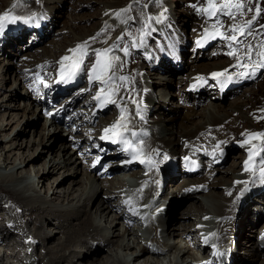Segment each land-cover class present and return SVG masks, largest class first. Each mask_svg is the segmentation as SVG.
Instances as JSON below:
<instances>
[{
  "label": "rangeland",
  "instance_id": "1",
  "mask_svg": "<svg viewBox=\"0 0 264 264\" xmlns=\"http://www.w3.org/2000/svg\"><path fill=\"white\" fill-rule=\"evenodd\" d=\"M12 1L13 0H2L0 2V15L6 11L12 14L29 15L26 13L31 12L33 10L32 8L35 7L34 9H36L37 12L36 18L34 10L32 12L34 16L27 19L36 20L37 22L39 20V22H41V31L36 30L30 24L22 23V26H25L24 28L27 30V34H25L30 36L31 41L29 40L27 43L26 41L22 42L13 40V44L15 45L12 44V39H15L16 36L13 37V35L7 33V30L9 25L13 31L15 30V32L20 33L23 28L18 27L20 25L19 23L14 27L12 26L13 24L8 23V21L5 20L3 22L4 25L6 22L8 25L4 28L5 30L3 29V31H0V46L6 44L7 47V52L5 50V54H2L0 51V113L4 114V122L11 120L12 114H19L18 122L15 121V123L13 121L7 129L3 131L6 133L4 139L20 144L23 142L22 148L17 146V148L13 149V153H11L12 159L17 158V160L23 161L29 153L35 159L33 161H25L21 166H13L12 163H10L8 167L0 168V180L4 181V184L0 185V212L5 215L6 223L11 225V229H8L9 233L4 231L2 235L9 240L11 239V236L18 239L19 246L14 250L20 253L19 258H17L7 252L8 255L5 258L8 259H5L4 263L9 260L7 264H45L51 255V244L55 245L57 240L55 238H59L61 235L55 234L57 233L56 230L59 228L58 224L60 221L57 220L56 217H49L47 219L49 222L43 226V231L47 234V238H45V240L31 239L30 236L34 231L35 226L38 227L37 224L34 225V220L42 219L44 222L46 217H42L38 214L39 212L36 210V203H34V207L29 208L30 210L27 209L20 211L15 204V208L10 207L5 202L7 199H1L3 198L2 194L4 192L7 193L8 190H25L31 186L36 178L35 173L37 172L32 166L41 163L40 170H38L41 174V168H43L42 164L45 163L47 168L48 165H51L53 162L51 160V144L54 143L55 145H59L64 141V138L68 141H71V139L74 138H81V143L79 142L77 147L70 146L69 151L72 150V153L71 156L67 157L79 161L77 163H72V161L69 164L70 166L76 165L79 167L81 174L77 173L78 178L83 176L84 172L91 175L88 176L89 179H86V183L84 184V188L86 187V189L84 190L83 198L88 194L87 192H92L93 186H110V190L107 188L102 189V193L105 191V193H107L103 194V196H110V200L115 207V211H112V214L110 213L109 217H114V215L117 214H119V217L120 215H123L124 218L120 217L119 221H122L123 219L124 221L117 224V231H124L126 226L131 229L134 234H130L129 236L125 235V240H129L130 243L133 242V245L134 243L137 244V238H151L152 222H157L159 224V222L162 221L163 224L168 225V229L163 232V235H155L149 243L142 242V244L146 245L148 250H142L144 252H139L135 247L137 252L135 251L133 254L130 253L133 252L135 248L122 251V253H126V256L125 254L123 256L124 264H194L193 260L196 259L193 258L200 255V250L198 249L202 246L201 242H203V238L207 245H214V248L218 253L223 256L228 253L226 254V257L227 262H229L228 264H230L232 258L231 252L234 245L232 239L234 243H236L238 224L236 222H231L230 229L227 227V231L231 230L230 234L227 235L222 231L221 235L219 234L218 236L216 231L217 222L220 219V216L217 212H214V210L216 211L219 204L228 205L230 203L223 200L222 193L223 190H225L223 187L228 188L240 185V187H243L246 192L248 191L249 186L246 185L248 182L246 184H243V181L237 183V181L240 182V180L246 175L247 171L245 170V167L237 168L234 173L231 172V170H228V168L231 166L230 162L239 160H236V158L234 159V157L241 155L242 152H244V160H247V155L249 156V160L252 159L253 154L248 151V146L250 143L257 141L258 137H253L251 134H244L245 131H258L259 129H264V73L248 87L235 88L237 89L236 93H234L235 89L226 92L227 97L224 99V102L222 101V105L225 106L227 114H225V111H221L219 114L216 113V109L213 105L219 104L218 100L203 97V99L201 98L202 100L197 103L196 99L198 97L195 98L193 93L190 94L187 91L188 95L184 96L186 93L184 87L187 85L188 78L193 76V78L197 77V80L207 78L208 81L213 78L212 73L214 72L212 70H208V72H204L203 70L197 71V69H194L193 67L196 64L216 62V67H225L226 65L228 67V65L234 61V59L229 57L232 56L228 54L229 52L243 56L240 61L242 60L244 63L253 59L256 56L257 51H259L261 57H264V55H262L264 54V0H213V4L215 5V15L211 16L207 12L200 10L209 7L208 0H129V2L123 0L124 4L122 0H19L22 3L26 2L24 4L33 5V7L30 6V8L24 7L22 4H18V2H14L15 0L13 1L14 3H12ZM224 4H228L229 6L221 10V6ZM235 4H242L243 7L237 9L233 7ZM14 5L18 9H16ZM257 8L259 9V13L256 11ZM249 9H251V11H249ZM117 13L119 14L117 15ZM254 16L256 19L252 20ZM10 18L12 17L9 16V19ZM249 20H252L251 25L246 24V21ZM108 25L111 26V30L107 31V36L100 40V42L97 40L96 35L104 32ZM110 26L108 28H110ZM199 27H202V29L198 31ZM233 27H237L235 32L232 31ZM206 28L210 29V36H213L212 38L208 36L206 37L208 38L207 41L211 38L206 51L198 50L199 53L198 56H196L197 39H199V36L204 33ZM220 34L224 36L221 37L225 41L230 40L226 37H231L233 35L236 36L237 41L230 40L227 46H222L221 41L219 42L217 37L215 38L216 43L213 40L216 35L219 36ZM41 36L43 37V40L40 41L39 38ZM94 36H96V42L99 41L97 46L100 48L90 45L82 48L84 44ZM202 36L206 35L203 34ZM86 37L87 39H85ZM194 37L197 39L192 41ZM81 39L82 41H80ZM240 39H244L243 42L240 43ZM207 41L199 42L201 47L204 48ZM109 43L112 45L109 47L110 49L108 48ZM183 44L184 47H182ZM235 44L237 45L233 46ZM78 45H81L82 47L77 49ZM150 45L153 47V52L147 51L151 50ZM249 45H252L251 49H249ZM71 49H77L76 55L78 57L82 56L87 57L88 59L90 54H93V56L90 60L86 59V61L79 66L76 65L75 59L74 61L66 59L69 61L68 63H70V65L71 62H74L72 65L83 72V77L78 86L68 89V94L62 96L63 98L69 96L67 100L61 101L60 99L57 104V106L61 104L65 106L66 104L73 102L74 107L72 113L69 116H66V111H64L62 119L58 120L59 123H56L53 119L54 117H52L51 123V118L46 115V112H42L46 107V103H38L36 100L41 96L40 92L42 88H39L38 94L34 96V101L31 97L30 99L25 97V94H27V87L25 85L31 84L36 87L38 84L45 86L49 83L50 80L40 79L42 77L40 72L50 70L51 65L54 63V68L59 70V66L67 62L62 60V58L71 54ZM104 49H109V51L105 53L103 52ZM97 50L101 51L99 58L96 55ZM250 51L251 57L249 58L247 54ZM112 55L118 56L117 58L119 59L116 69V78L119 81L123 80V84H125L124 81H126L127 78L128 80L130 79L129 74L133 77L131 83H133L134 79L137 77H141L144 80L145 88L143 91L150 97H148L149 100L145 104L143 110L138 111L139 102L142 100V97L141 99L131 97L122 98L116 103L115 98L108 100L109 94L114 93L115 90L109 87L108 90L101 89L106 87L105 83L108 78L107 73L110 71V67L107 68V71H102V69L110 63ZM203 55H205V57L201 58ZM98 59H101L99 60L100 64L104 65L102 69L96 71L97 76L101 77L100 79H96L94 75L92 77L87 75L89 71V63L92 61L95 62ZM37 60H39V62ZM172 60L173 62L179 60L181 69H178L175 65L176 63H173ZM196 60H198L197 63ZM42 61H46L47 63L41 65ZM37 63L40 64V67L33 66ZM164 63L169 64L171 67L164 65ZM29 64L32 65L30 66ZM163 67L166 68V70ZM37 69L40 71H37ZM223 69L224 68H222V71ZM121 77H125L126 79H121ZM52 78H55L56 80L57 77L53 74ZM93 81V87L90 89ZM210 82L212 81L210 80ZM140 83V79H136V85H140ZM131 90L134 92L133 89ZM210 90L213 89L211 88ZM257 91L259 92L251 94ZM98 93L100 94L99 99H97ZM78 95L82 96L79 97ZM75 96L77 97L74 98ZM236 96L240 97V100L243 102L250 101V105L243 106L239 104L237 107H234L233 105L231 106L230 102L232 98ZM151 97L154 99L150 100ZM94 98L96 100V105H93V103L89 104ZM69 99H71L70 102H68ZM112 101H114V103ZM124 103L127 105V112L123 107L124 111L130 116L132 115L131 117L133 120L135 119V123H133L134 125H128V127L131 126V128H126L125 130H134L136 127L138 130V122L142 121L148 125L161 127L160 135L168 141V138L174 140L175 136H171L172 131H183L185 128V130L194 133L196 129L200 130L199 128L202 129V127H223L226 125L225 128L230 127L234 130L241 129V131L238 135H235L229 133V129H225V131L220 132L221 135H216L213 133H207L206 130H200L201 132L198 133V138L194 143H201V146L198 147L199 150L203 149V153L208 154L214 151L217 147H220V145H224L228 148L230 144H235L237 148L232 150L231 154L227 153L229 157L227 155L224 164H219L216 168L215 166L208 167V160L202 158V155L198 154L200 151H189L186 154L188 159L196 161L201 168L198 173L189 175L186 178L181 177V171L183 170L181 167L182 170L179 168V172L174 174V179H171L170 176H166V179H162L161 173L164 171L159 170L162 168V163L159 165V161H157L158 164L155 162L158 155H154L153 153H145L144 155L146 157V162L153 159V161H151L152 163L154 162V164H152L153 169H156L155 171L153 170L155 172L154 175L158 174V177L153 175L154 178L151 175L148 176V178L147 175H144L146 177L145 179L142 174H147L149 169L146 162L144 163V166L135 168L134 171L137 172V176L135 177L129 176L130 171H124L120 168L111 170L108 163L111 164L112 160L106 158L108 154L105 156V154L101 153L106 146L104 144V146L101 147L100 141H104L101 137L115 134L117 130L120 132V128L125 126H116L115 130L113 128V125H116L114 121L118 116L117 113L123 110L121 107ZM39 105H42V110H40ZM51 110H54V106H48L47 111ZM215 116L225 120L221 124L208 125L210 118ZM157 118L163 121L161 123H156L155 120ZM245 121L248 126H252L242 128L241 126ZM183 125L186 127L182 128ZM162 127L164 129H162ZM105 129H110V131L106 133ZM122 129L124 130V128ZM146 132L143 131L142 134L146 135ZM260 132L261 131H258L256 133ZM52 133L57 134V138L55 136L51 137ZM46 135L50 136V138L48 139V137H45ZM222 135L228 137V139H223L224 137ZM2 136L1 133V162L4 161L5 154L7 153L6 151L1 150V146L6 144L4 143L5 140H3ZM91 138L98 139H95V143H89ZM41 139H44L43 143L37 144ZM175 140L177 141L176 146H168L171 150L174 149V152L167 151V146L163 145L162 148L165 152L179 154L182 153L180 150L181 147L186 148L189 145L188 139L185 137L177 135ZM141 142L142 139L138 143ZM28 146L29 149H27ZM177 149L180 152L176 151ZM143 150L146 151L145 148H143ZM116 151L117 149H114L113 154H115ZM56 154L57 155L53 157L54 162L59 163L62 160V154L61 152ZM149 154H153V156H149ZM147 156H149L151 160H149L150 158ZM185 157L186 156H183L181 160L185 159ZM97 158H99V160ZM105 161H107V163H105ZM166 161L169 160L165 159V162ZM31 163L34 165L31 166ZM238 163L239 161L237 164ZM251 163L252 162L249 161L248 166ZM155 165H158V168H156ZM115 167L117 166H114V168ZM218 168L220 170H216ZM98 173H101L102 176L112 177V179L109 180L104 177H102L103 179H98L94 177V174L98 175ZM106 173H108V175ZM20 174H27V176L20 179ZM62 174V176L58 175L55 179L53 176H47L46 180L50 181H48L46 185L41 186L39 184L37 192L31 193L28 191L25 196H30L34 201L38 194L43 197H49L52 189L55 188V190L58 189L57 191H61V199H64L65 196H68L69 199L55 202H36L39 204L42 203L41 205H43L44 208H50L51 205L54 206L55 211L53 212V216H56V213L60 210H72V207L74 208L73 210H76L77 212L84 210L83 207H80L82 205L81 201L76 203L80 193L74 189L76 186L71 184V179L75 178L76 175L74 174V169L70 168V170H67ZM224 174L227 175V180L221 181V176ZM207 175L214 176V182L215 184L217 183V185L211 187L210 184V187L206 188L203 187L204 185H198V187L192 185L190 187L180 188L179 182L183 183L186 182V180L195 181ZM10 177H18L17 179L19 180L13 184H7L6 180ZM104 180L110 182L103 183ZM145 183L152 186L154 185V192L151 193L150 196L148 195L147 197L139 199V201L132 198V190L135 188L144 189L143 186ZM68 186H70V188L73 187V189H70ZM72 196L77 197L75 200L71 201V203H68ZM95 196L96 194L92 196L87 206V210L91 211V214L95 212ZM244 196L245 195H243L241 199L239 198V201L241 203V200L243 199V204L247 205L245 204ZM150 200L154 201L153 204H149V208H145L142 212H138L137 208L145 207V205L150 203ZM164 200H166L165 202L167 206L165 215L162 211ZM257 203V200H254V202L252 200L250 202V206L254 213L260 210V207H257V209L254 207V204ZM98 212L102 214V216L108 213L107 210L105 213L102 210H99ZM99 213L97 218L99 217ZM67 218L73 220V223L77 219L76 214L74 213L67 216ZM223 218L231 221L235 220V217L232 214H227ZM51 221L53 224H51ZM229 222L230 221L226 222L227 225ZM106 223L108 224V222ZM263 224L264 218H259V221L256 222V224L249 226V230L246 234L247 239L241 238L238 241L239 243L243 242L241 248L239 244L238 264H264L263 255L260 256V254L264 253ZM26 225L28 226L30 233L27 232ZM54 234L55 236L53 237L55 238H52V240L51 237ZM225 237L227 239L226 241L224 240ZM109 238L110 234L109 236L106 235L104 238L91 237V239H93L92 245L94 249L97 247L101 249L96 256L97 258L106 253V251L108 252L109 247L106 241L109 240ZM196 239H200L199 243L196 242ZM52 241H54V243H52ZM253 242L256 243L254 249L257 248V243H261V246L259 247L261 252L258 251V248L256 251L252 249L251 244ZM169 244L177 245L179 246V249L175 248L174 250V248H172L174 252L172 250L165 251L163 246H169ZM0 246H2L0 248H4L7 251H12V249H8V246L6 245L3 246L0 244ZM183 247H185L187 251L184 256L181 257L178 252L180 251V248L183 249ZM75 250L77 251L78 258L73 260V264H79L77 260L82 253L85 254V256L82 257L83 259L85 257H92L91 251L86 250V243L77 244ZM4 253L7 254L1 250L0 256ZM258 254L259 256H256ZM40 257H44V260L42 261ZM85 261H87V258L82 260L81 263L83 264Z\"/></svg>",
  "mask_w": 264,
  "mask_h": 264
},
{
  "label": "bare ground",
  "instance_id": "2",
  "mask_svg": "<svg viewBox=\"0 0 264 264\" xmlns=\"http://www.w3.org/2000/svg\"><path fill=\"white\" fill-rule=\"evenodd\" d=\"M1 1L2 0H0V2ZM13 1H12V3L18 2V4L20 3L24 7H28V8H30V6L33 7V5L24 4L26 2L22 3L19 0L18 1L15 0L14 2ZM122 2H123V0H122ZM127 2H129V0H127ZM123 4H124V2H123ZM11 6H13V5H11ZM15 8L18 9L17 7H15ZM34 8H32L33 10L31 12H29V13L27 12L26 13V14H29V15L14 14V15H16L18 17H21V19L17 20L16 22L17 23L27 22V23H30L31 25L34 24V23L41 25L40 24L41 22H39V20L37 22L36 20H32V19L29 20V19H27V18H29L31 16H34V14H35V18H36V16H37L36 13L37 12H36V9H34ZM34 10H35V13L32 14V12ZM136 10H135V12H136ZM9 11H10V9H9ZM192 24H194V23H192ZM109 26L110 25L106 26L104 32H102L99 35H96L97 36V40L100 41V40H102L103 38H105L107 36V31H110L111 30V26H110V28H108ZM44 27H43V33H44ZM45 29H47V28H45ZM14 31L13 30H8L7 31V33H10L11 35H13V37L16 36L15 39H12V44L14 42L13 40H15V41H22V42L23 41H26L27 42V41L30 40V36L29 35H26L27 34V30L25 28H23L20 33L14 32ZM210 33H211V31L210 32H205L204 34L206 36H201L199 38V42L207 41V39H208V38H206L207 36L208 37H212V36H210ZM20 36H22V37H20ZM96 36H94V39L92 38V39H90V40H88L86 42V47L90 45V46H94L96 48H100L99 46H97L98 43H99V41L96 42V40H95V37ZM163 36H165V35H163ZM221 36L224 37L221 34L219 36H217L219 42L221 41V45L222 46H227V44H229L228 42H230V40L225 41ZM82 39L80 41H82ZM85 39H87V37ZM39 40L40 41L43 40V37L41 36L39 38ZM243 40L244 39H240V43L243 42ZM13 45H15V44H13ZM236 45L237 44H235L233 46H236ZM111 46H112L111 43H109L108 44V48L111 47ZM84 47L85 46H83L82 48H84ZM182 47H184V44L182 45ZM6 48H7L6 47V44H3L2 46H0V51L2 52V54H5ZM150 49L151 50H147V51H152L153 52V47L151 45H150ZM76 51L75 52H72L67 57H69L68 60H73L74 61V59H75L76 60L75 61L76 65L79 66L80 64H83L86 61L87 57H82V56L81 57H78L76 55ZM6 52H7V50H6ZM137 52H139V51H137ZM198 53H199V51L197 50L196 51V56H198ZM92 56H93V54H90V57L87 60H90L92 58ZM166 56H168V55H166ZM117 57L118 56H116V55H112L111 56V59H110L111 67H110V71H108V73H107L108 74V78H107L106 83H105L106 84V87L101 88V89L102 90H108V87H109V88L115 90L114 93L109 94L108 100L115 98L116 103L118 101H120V99H122V98H129V97H131V98H135V99H141V97H142V100L139 102L138 111L143 110L144 107H145V104L149 100L148 97H150V96H148V94L146 92L143 91V89L145 88V82H144V80L141 77L140 78L137 77L136 79H140V81H141L142 84L140 83V85L139 84L136 85V79H134L133 83H131L133 77L130 74H129L130 79L128 80V78H127L126 81H124L125 84H123V80L119 81L116 78V75H117L116 69H117V65L119 63V59ZM203 57H205V55H203L201 58H203ZM229 57L231 59H234V61L230 65H228V67H227V65L225 67H223V66L216 67V64H217L216 62H215L216 64L214 62L199 63V64L194 65L193 67H194V69H197V71L203 70L204 72H206V71L208 72V70H212L214 73H217V72L222 71V68H224L223 71H222V73H227L228 71H231V74L236 79H238L237 81H235L234 89L235 88H240V87L246 88L247 86L251 85L255 80H257L258 77L261 74L264 73V68H261L260 71L258 72L256 70V68H255V71H253V67H251V66H246V67L243 66L244 65V62L242 60L240 61V59L243 56H241L240 54H236L235 53L234 55L229 56ZM37 61L39 62V60H37ZM65 61H67V60H65ZM197 61L198 60H196V63H197ZM68 62L69 61L65 62L61 66H64L65 65L64 67L65 68H68V67H70L72 65V63H74V62H71V65H70V63H68ZM164 62H165V60H164ZM167 62H170V61H167ZM45 63H47V62L46 61H42L41 62V65H43ZM95 63H97V62L96 61L95 62L92 61L91 63H89L90 65L88 66V68L91 69L87 73L89 76H91V71L93 70L92 68H93V65H95ZM29 65L31 66L32 64H29ZM39 65L40 64L37 63V64H34L33 66H39ZM53 65H55V63L51 65L50 71H48V72L46 71L45 73L44 72H40V74L41 75L45 74V76L47 78H50V76L55 72V71H53V69H56V68H54ZM101 65L102 64H100V63L97 64V68L101 67ZM164 65L171 67L169 64H166V63H164ZM52 67H53V69H52ZM164 69L166 70V68H164ZM225 70H227V71H225ZM37 71H40V70L37 69ZM179 72H181V71H179ZM96 76H97V72L96 73L94 72V77H96ZM109 77H112V78L109 79ZM0 81H1V74H0ZM93 83H94V81L91 83L90 89H91V87H93ZM25 86L27 87V90H26L27 91V94H25V97H27L29 99L31 97L35 101V97L34 96L38 94L39 88H42L43 85L42 84H38L35 87V86L31 85V84H27ZM211 86H212V84H211ZM90 89H88V90H90ZM131 89H133L134 92H132ZM231 90H233V89H231ZM231 90H225L224 93H223L224 94V96H223V94H221V95L216 94L217 92L209 89L205 93H201L200 96L201 97L208 98V99L218 100L219 101V104L213 105V106L216 109V110L214 109L216 111V113L219 114L221 111H225L226 110L225 109V106H223L222 103L224 102V99L227 97L226 96V92L231 91ZM259 91L255 92V93H251V94H256ZM236 92H237V89L234 90V93H236ZM11 93H12V91H11ZM72 94H73V92H72ZM101 94H102V92H101ZM186 95H188L187 91H186V93H185L184 96H186ZM78 96L80 97L82 95H78ZM181 96H183V95H181ZM68 97L69 96H67L65 98L61 97V101L67 100ZM76 97L77 96H75L74 98H76ZM151 99H154V98L151 97L150 100ZM154 101H156V100H154ZM92 103H93V105H96L95 98L89 102V104H92ZM230 103H231L230 105L231 106L233 105L234 107L235 106L236 107L239 106V104H241L243 106L244 105H250V101L243 102V101L240 100V97H237V96L234 97V98H232V100H231ZM252 103H253V101H252ZM40 104H42V103H40ZM56 107H57V105L54 106V109ZM73 107H74V103L73 102L70 103V104H66L65 105V111H66L65 112V115L66 116H69L72 113ZM123 107H124V109L126 111L127 105L125 103L122 105L121 108L123 109ZM42 108L43 107L41 105L40 110H42ZM124 109L122 111H120L119 113H117L118 116H117V118L114 121V123L116 124V126H119L120 127V126L125 125V126H123V127L120 128L121 131H126L125 130L126 128H131V126L128 127V125H132L133 126L134 125L133 123H135L134 122L135 119L133 120L132 117H131L132 115L130 116L128 113H126L127 111L125 112ZM225 114H227V112ZM11 117H12L11 120H8L7 122H4V114H1L0 113V134L2 133L3 140H5L4 137L6 135V133H4L3 131H5L7 129V127L13 121L15 122V121H17L19 119L18 118L19 117V114H12ZM53 119L56 121V123H59V121H58L59 119L58 118H55L54 117ZM224 120L225 119L218 118L217 116L211 117L210 120H209V122H208V125H216V124H219V123L221 124V123H223ZM155 121H156V123H161L163 120L157 118ZM138 123H139L138 130H137V127H136V128H134L135 131L134 130H130V133L137 134L138 132H142L143 133V131H145V132L147 131L146 132L147 134L146 135L144 134L145 136H144L142 142L139 143V145L146 149V151H147L146 153H153L154 155H158L157 156V160H155V162L159 161V165H160V163H162V165H161L162 168H160L159 170L160 171L163 170L165 176H170L171 179H174L175 178L174 177V174L176 172H179V170H178L179 168L181 169L180 160H181V158L183 156H187L186 154L189 151H195L196 150V151H200L198 154H200V155L203 154V149L199 150V148H198V147L201 146L200 145L201 143H196V144L194 143V141L198 138L197 136H198V133L199 132H201L202 130L203 131L206 130L207 133H213V134H216V135H221L220 134L221 131H225V129H229V131H230L229 133H233L235 135H238L240 133V131H241V129H235L234 130V129L230 128V127H226L225 128V126H226L225 125L223 127H218V126H208V128L207 127H202V129L199 128L201 131L198 130V129H196V131L193 133V132H189V131L185 130L184 127H186V126L183 125L182 126V128H184L183 131H172V135L171 136H173V137L175 136L176 137L177 135H179L181 137H185V138L188 139L189 145L186 148H184V147L182 148L181 147L180 150L182 151V153L172 154L170 152H165V150L162 147H163V145H166L167 146V151L174 152L173 151L174 149L171 150L170 148H168V146H170V145L176 146L177 141L175 140V137H174V140H171V138H168V141H166L165 138H163L160 135L161 134V127H157L155 125H148V124H146V123H144L142 121H140ZM251 126L252 125L248 126L247 122L245 121L244 124H242L241 127L244 128V127H251ZM122 128H124V130ZM117 129H119V128H117ZM162 129H164V128L162 127ZM114 130H115V128H114ZM127 130H129V129H127ZM258 131H261L260 133H264V129H259ZM258 131H251V130H249L248 132L245 131L244 134H253V133H256ZM153 132H155V133H153ZM111 135H114V134L107 135L106 136V139L108 137H110ZM53 136H55L57 138L58 135L52 133L51 134V137H53ZM45 137H48V139L50 138V136H48V135H46ZM223 137L222 138L225 139V140L228 139V137H226V136H223ZM95 139H98V138H91L90 141H89V143H95V141H96ZM43 140L44 139L39 140L37 144H42L43 143ZM63 140L64 141L61 142L59 145H55L54 143L51 144V158H52L51 160L53 162L51 163V165H48L47 168H46V164L45 163L42 164L43 165L42 166L43 168H41L42 169V173L41 174L38 172V170H40L41 163L40 164H36V166H32L34 164L31 163L32 168L33 169H36L37 172L35 173V177L36 178H35L34 182L31 184L30 187H28L27 189H25L26 188L25 187L24 188L25 190H8L7 193L4 192L2 194L3 198H1V199H7V200H5V202L10 207L15 208V205H16V207L20 211L27 210V209L30 210L29 208H32V207L35 206L34 203L37 204L36 205L37 206V209L36 210L39 212L38 214H40V216H42V217H46V220L44 222L42 221V219H36V220H34V225L37 224L38 227L35 226L34 231L32 232V234L30 236L31 239H34V240H45V238H47V234L43 231V226L46 223L49 222V220H47L49 217H51V218L52 217H56V219L60 221V223L58 224L59 228L56 230L57 233H55V234H60L61 236L59 238H57V237L55 238V237H53V236H55V234L52 235L51 239L52 238H55L57 240L55 242V245L51 244V255L49 256V258L47 259V262H45V264H73V260L75 258H78V254H77V251L75 250V247L77 246V244L79 245L80 243H86V250L91 251V254H92V257H85L84 258V259L87 258V261L83 262V264H124V262H123V256H124V254L126 256V253L125 252L122 253V251H124V250H130V249H133L135 247L138 249L139 252H141L142 250H144V251L145 250H148L147 247H146V245L142 244V242L143 243H146V242L149 243L153 239V237L155 235H158V234L163 235V232H165L168 229V225L163 224L162 221H160L159 224L157 222H156L157 223L156 224V223H153L151 221L152 222L151 223L152 224V226H151V233H152L151 238H148V237L143 238V239L142 238H137V244L134 243V245H133V242L130 243L129 240L128 241L125 240V235L129 236L130 234H134V233L127 226L124 228V231H122V232L117 231V224H120V222H123L124 221V219L122 221H119V218L120 217H123V215H120V217H119V214H117V215H114V217H109V214L112 211H115V207H114V205L112 204V202L110 200L111 199L110 196L109 197L103 196V194H107V193H105L106 191L104 193H102V191H103L102 189L107 188L108 190H110L111 187L110 186L107 187L106 185L105 186L99 185V186H95V187L93 186L92 192H90V193L87 192L88 194L83 198V193H84V190L86 189V187L84 188V184L86 183V179H89L88 176L90 174L87 173V172H84V175L81 176L80 178H78L77 173H80L81 172L80 169H79V167L76 166V165L75 166L74 165L73 166H70L69 164L72 161H73L72 163H74V162L77 163L79 161L72 160L73 158L72 159H69V157H67V156H71V153H72V150L69 151L70 146L77 147L79 145V142H80L81 138L80 139H75L74 138V139H71V141H68L65 138ZM104 141H100V143H101L100 146L101 147L104 146V144H105V143H103ZM4 143H6V144H4V145L1 146V150L2 151H6L8 154L7 153H6L7 155L5 154V159H4L3 162L0 161V168H2V167H8V165L10 163H12L13 166H17V165L18 166H21L22 164H24L25 161H33V160H35L30 153L27 154V156L25 157V159L23 161L17 160V158L16 159L15 158L12 159L11 153H13V149L14 148H17V146H19L20 148H22L23 142H22V144H20V143H17V142L5 140ZM27 149H29V146L27 147ZM114 149H117V148L116 147L107 146L106 147V152L107 153L105 154V156L107 154H109V153H112L113 154V150ZM234 149H235V147L230 144V146L227 148L228 154H231V151L234 150ZM262 150H264V137H258V140L257 141H255L253 143H250V145L248 146V151L251 152L253 154V156H252V159L249 160L248 159L249 156L247 155V160L251 161L252 163L248 166L249 170L247 171L246 175L243 177V179L240 180V183L243 181V184L244 183L246 184L248 182L250 188H253V189L250 190V192L248 193V192H246L243 189V187H240V185L239 186L228 187V188L227 187H223V188H225V190H223V193H222L223 194L222 195L223 196V200L226 201V202H230V203L228 205L219 204L218 207H217V209H216V211L214 210V212H217L218 215L220 216V219L217 222L218 224H217V231H216V233L218 234V236H219V234L221 235L222 231L225 232L227 235L230 234V231L231 230L227 231V227L228 228L230 227L231 222H236L238 224L237 233H236V235H237V241H236V243H234V241L232 239V243L234 245H233L232 252H231V254H232L231 257L232 258L230 260V264H238V262H239V259H238L239 244H240V248L243 246V242H240L239 243L238 241L241 238L247 239L246 238V234H247V231L249 230V226L256 224V222L259 221V218H264V176H261V172H260V169L263 167V163L261 162L262 161L261 159L264 158V151H262ZM176 151H178V149ZM60 152L62 154V160L59 163H55L53 157H55L57 155L56 153H60ZM178 152H180V151H178ZM115 154L118 155V161H121L122 165L117 166V167L114 168L115 162L112 161L111 164L108 163V165H110V169L111 170L116 169V168L117 169L120 168V169H123L124 171H130L129 172L130 173L129 176L135 177V176H137V172L134 171L135 168L140 167V166H144V165H140L139 164V160L136 157H135L136 164L135 165L128 166L127 165V161L129 160V158H127L122 152H119L118 150L115 152ZM153 154L152 155L149 154V156H153ZM243 155H244V152H242L241 155H239L237 157H234V159L236 158V160L239 159L238 160L239 163L237 164L238 161H232V162H230L231 163L230 164L231 166L228 168V170H231V172L234 173L237 170V168H243V166L245 167V161H247V160H244V156ZM58 156H59V154H58ZM149 156H147V157H149ZM228 157H229V155H228ZM230 157H231V155H230ZM165 159H168L169 161H166L165 162ZM149 160H151V158ZM151 161H153V159ZM151 161L146 162V164H148L147 166H148L149 169H148L147 174L144 173L142 175L143 176L144 175L145 176L147 175V177L148 176H151V175H152V177H154V176L155 177L156 176L158 177V174L157 175H154L155 174L154 171L156 169L155 170L153 169V165L152 164H154V162L152 163ZM80 162H81V159H80ZM105 163H107V161H105ZM157 164H158V162H157ZM218 165L219 164H214L213 166H215V168H216V166H218ZM220 165H222V164H220ZM157 166H156V168H158ZM70 168L71 169H74V174H76L75 175V178H72L71 179V184L75 185L76 188L74 187V189L77 190L80 193L79 196H78V198H77L76 203H78V202L81 201V204L82 205L80 207H83L84 210L81 209L82 211L79 210L80 212H77L76 210H73L74 208L72 207V210H65V211L60 210V211H58L56 213V216H53V212L55 211L54 210V206L51 205L50 208H47V207L44 208V206L41 205L42 204L41 202H40L41 204H39V203L36 202V201H50V202H55V201H60V200L61 201L62 200L64 201V200H68L69 199L68 196H65L64 199H61V196H62L61 195V191H57L58 189L55 190V188L52 189L51 195L49 197H43V196H40L38 194V195H36V197H35V199L33 201V199L30 196H25L26 192H28V191L31 192V193L37 192L38 191L37 190V187H38L39 184L41 186L46 185L48 183V181H50V180H48V181L46 180L47 176L48 177L49 176H53V178L55 179L56 177H58V175L59 176L60 175L62 176L63 175L62 173H65L67 170H70ZM29 169H30V167H29ZM216 170H220V169L218 168ZM106 174L108 175V173H106ZM94 175H95L94 177H96L98 179H100L102 177L107 178L109 180L112 179V177L102 176L101 173H98V175L97 174H94ZM181 175H182L181 176L182 178H184V177L186 178L189 175H193V174L186 175V174L183 173V171H181ZM26 176H27V174H20V177L19 178L20 179L21 178L23 179ZM221 177H222L221 178V181H226L227 180V175L224 174ZM17 178L18 177H16V178L10 177L8 180H6V183L7 184H13L17 180H19ZM145 179H146V177H145ZM214 179H215L214 176L207 175V176H203L202 178H200L198 180H195V181L194 180H186V182H183V183H180L179 182V185H180V188H182V187L183 188L184 187H190L192 185H194L195 187H198V185H204L203 187L206 188V187H210V184H211V187H213V186L217 185V183L215 184V182H214L215 180ZM105 180H104L103 183H105V182L106 183H109L110 182V181H105ZM147 180H149V179H147ZM183 181H185V180H183ZM153 182H154V180H153ZM147 183H145L144 186L142 185L144 187V189H138V188L133 189L132 190L133 191L132 198H135V200L137 199L139 201V199H141L143 197H147L148 195L150 196V194L154 192V189H153V186L154 185L152 186V185L147 184ZM2 184H4V181L0 180V185H2ZM47 187H48V185H47ZM68 187L70 188V186H68ZM51 188H52V184H51ZM70 189H73V187L70 188ZM95 194H96L95 199H94V202L96 204V206H95V212L91 214V211L87 210L88 209L87 206H88V202L91 200L92 196L95 195ZM243 195H245L244 196V198H245V204H247V205H244L243 204L244 203V200L243 199L241 200V203L242 204L239 201V198L241 199V197ZM76 197L77 196H72L71 199L68 201V203L69 202L71 203V201L75 200ZM144 199H142V200H144ZM252 200H253V202H254V200H257V202H258L257 204H254V207L256 209H257V207H260V210L259 211H256V213H254V211L252 210V207L250 206V202ZM153 202L154 201L150 200V203L149 204H153ZM99 210L104 211V213L107 210L108 213L106 215L102 216V214H100L98 212ZM137 210H138V212H142L145 209L142 208V207H139V208H137ZM165 212H166V208L163 211V214L164 215H165ZM72 213L76 214V217H77V219H76V221L74 223H73V220L67 218V216H70ZM98 213H99V217L97 218ZM1 214H2V212H0V244L3 245V246H5V245L8 246V249L11 248L12 251H7L4 248H0V251L3 250L4 252H6V253L8 252L9 254H11L13 257L19 258V254L20 253L18 251H15L14 250L15 248H17V246H19L18 245L19 244L18 239H15V237L11 236V234H10V236H11V239L10 240L7 239L6 237H4L2 235V233H4V231H6L7 233H9L8 229H11V227H10L11 225H9L8 223H6L5 215H3V214L1 215ZM227 214H232L235 217V220H232L231 221V220H227L226 218L224 219L223 217L225 215H227ZM101 220H103V221H101ZM116 220H118V221H116ZM227 221H230L228 225L226 223ZM106 222H108V224ZM17 223H19V222H17ZM51 224H53L52 221H51ZM26 230H27V232L30 233V230H29V228H28L27 225H26ZM23 232H24V229H23ZM27 232H26V234H27ZM263 232H264V224H263ZM109 234H110V238H109V240L106 241L108 243V247H109L108 248V252L106 251V253H104L102 256H100V257L97 258L96 256L100 252L101 249L98 248V247L94 249V247L92 245L93 244L92 243L93 239H91V237H96V238H100L101 237V238H104L106 235L109 236ZM223 235H224V233H223ZM224 240L225 241L227 240L226 237L224 238ZM199 241H200V239H196V242L197 243H199ZM52 243H54V241H52ZM251 245H252V249H254L256 243L253 242ZM260 246H261V243H257V248H258V251L259 252H261V250L259 249ZM0 247H2V246H0ZM163 247H164V250L165 251H169V250H172V248H174V250H175V248H178L179 246H177V245H170L169 244V246L166 245V246H163ZM136 248L130 254H133L137 250ZM224 248H225V246H224ZM257 248L254 249V251H256ZM222 249H223V247H222ZM174 250H172V251L174 252ZM144 251H142V252H144ZM180 251H183V254H185L186 251H187V249L185 247H183V249L180 248ZM236 251H237V253H236ZM8 253L7 254L4 253V254H2V256H0V264H7V262H9V260H8V261H6V263H4L5 262V259L6 260L8 259V258H5V257H7ZM226 254H228V253H226ZM226 254L222 257V259L224 261H226L225 264H228L227 263ZM261 255H263V259H264V253L263 254H260V256ZM83 256H85L84 253H82L81 256L79 257V259L77 260V262H79V264L82 262V260H84L82 258ZM121 256H122V259H121ZM229 256H228V258H229ZM256 256H259V254L256 255ZM37 259H38V256H37ZM40 259L43 261L44 260V257H40ZM193 259H196V260H193L195 262V261H198L197 259H199V258L197 257V258H193ZM161 263H162V261H161Z\"/></svg>",
  "mask_w": 264,
  "mask_h": 264
},
{
  "label": "snow or ice",
  "instance_id": "3",
  "mask_svg": "<svg viewBox=\"0 0 264 264\" xmlns=\"http://www.w3.org/2000/svg\"><path fill=\"white\" fill-rule=\"evenodd\" d=\"M208 5H209V7H207V8H203V9H200L201 11H204V12H207L210 16L211 15H215V11H214V7H215V5L213 4V0H208ZM229 5L228 4H224V5H222L221 6V10H223V8H226V7H228ZM14 7H15V5H14ZM233 7H235V8H237V9H241L242 7H243V5L242 4H235V5H233ZM249 11H251V9H249ZM257 13H259V9L257 8ZM119 13H117V15H118ZM19 19H21V17H12V18H10L9 19V12H5V13H3L2 15H0V31H3V27L5 26L4 25V21L5 20H7L8 21V23H11V24H14V23H16V21L17 20H19ZM30 19V18H29ZM256 19V17L254 16L253 18H252V20H255ZM252 20H249V21H246V24L247 25H251V23H252ZM237 30V27H233L232 28V31H236ZM222 35V34H221ZM227 39H230V40H236V36H231V37H226ZM93 39H94V37H93ZM85 47H86V43H85V45H84ZM80 47H82L81 45H78L77 46V49L78 48H80ZM249 47V49H251L252 48V45H249L248 46ZM77 49H71L70 51L71 52H75ZM109 51V49H104L103 50V52H108ZM125 51H126V49H125ZM100 54H101V51L100 50H97V52H96V55H97V57L99 58V56H100ZM229 55H233L234 53L233 52H229L228 53ZM248 56H249V58L251 57V51L247 54ZM262 55H264V54H262ZM66 59H69V57H63L62 58V60H66ZM100 63V61H99V59H98V61H97V64H99ZM243 66H247V65H243ZM108 67H111V64L109 63V64H107L103 69H102V71H107V68ZM257 67H259V68H264V62H261V63H259V64H256L254 67H253V71H255V68H257ZM96 68H97V65H93V72H95L96 71ZM225 71H227V70H225ZM219 75H223V73H212V76L213 77H216V76H219ZM96 79H100L101 77L100 76H96L95 77ZM112 77H109V79H111ZM121 79H126L125 77H121ZM100 98V94L98 93L97 94V99H99ZM113 103H114V101H112ZM116 127V125H113V128H115ZM110 131V129H105V132L107 133V132H109ZM133 135H135V133H133ZM253 137H264V133H253V134H251ZM106 137H101V139H105ZM247 142V141H246ZM262 151H264V150H262ZM187 159V158H186ZM143 162V161H142ZM262 163H264V158H262V161H261ZM248 164H249V161H245V170L246 171H248L249 170V168H248ZM260 172H261V176H264V168H261V170H260ZM237 183H240L239 181H237Z\"/></svg>",
  "mask_w": 264,
  "mask_h": 264
}]
</instances>
